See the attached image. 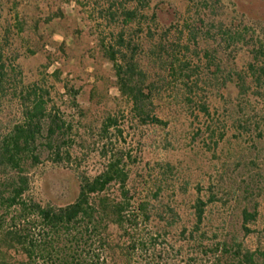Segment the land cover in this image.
I'll return each instance as SVG.
<instances>
[{
    "label": "trees",
    "instance_id": "16d2710c",
    "mask_svg": "<svg viewBox=\"0 0 264 264\" xmlns=\"http://www.w3.org/2000/svg\"><path fill=\"white\" fill-rule=\"evenodd\" d=\"M151 1L22 0L14 5L17 24L0 29V129H14L0 140V264H264V250L252 251L236 236L209 226L214 214L207 208L215 197L198 196L188 217L161 199V187L152 197L139 198L129 186L131 157L123 152H113L97 175L75 178L67 202H46L34 193L30 173L44 154L55 163L72 158L73 129L123 136L122 129L169 127L175 113L191 125L204 119L208 130L230 129V117L221 123L228 101L234 94L247 97L251 88L241 72L226 69L217 57L223 45L239 51L248 30L234 20L207 23L177 12L162 26L160 8L151 9ZM187 2L204 9L218 3ZM75 3L79 25L87 24L95 40L88 93L76 88L71 73L62 79L73 37L61 34L58 43L57 31L48 33L67 20L66 9ZM171 32H179L175 41L169 40ZM252 47L259 61L264 44ZM201 53L203 63L196 64ZM38 55L45 63L29 83L20 61ZM97 65H106L108 74H99ZM249 72L251 84L261 89L264 67L251 64ZM246 123L239 117L234 125L247 129ZM209 137L217 138L216 131ZM104 149L105 157L113 151ZM242 218V230L250 235L257 211L245 209Z\"/></svg>",
    "mask_w": 264,
    "mask_h": 264
},
{
    "label": "rangeland",
    "instance_id": "374dc122",
    "mask_svg": "<svg viewBox=\"0 0 264 264\" xmlns=\"http://www.w3.org/2000/svg\"><path fill=\"white\" fill-rule=\"evenodd\" d=\"M19 1L22 0H0V29H4L3 24H17L14 5ZM207 3L209 6L217 3L216 9H204V4H190L187 0H152L151 9L159 6L162 26H169L177 12L182 19L201 16L207 23H231L234 20L237 26L248 30L243 45L238 46L239 51L235 45L229 48L223 45L221 59L217 57L226 69L241 72L251 88L247 97L234 94L228 101L229 114L220 119L222 123L230 117V129L208 130L202 118L191 125V120H180L179 113L171 116L169 127L122 129L123 136H118L114 130L102 137L101 129H73V133L69 134L74 141L72 158L55 163L44 154L43 163L30 173L34 193L40 199L46 202L69 201L75 178L97 175L113 152H123L131 157L126 159L129 186L139 198L152 197L161 187V199L165 203L173 202L172 207L188 217L198 196L205 201L213 196L215 203L207 208L214 214V221L209 226L236 236L252 251L264 250V76L262 88L256 89L255 84H251L249 72L251 64L264 67V57L255 61L252 53L255 42L262 41L264 44V0H207ZM66 12L69 14L67 20L48 30V33L57 31L53 40L58 43L64 40L61 34L73 37L67 41L70 47L67 52L72 59L63 65L62 79L71 73L76 88H83L88 93L94 81L95 65L91 53L95 51V40L89 36L87 24L79 25L81 12L76 3L70 5ZM33 16L29 13V17ZM77 29L82 33H77ZM178 33L171 32L169 40L175 41ZM219 41L218 37L214 38V48H218ZM200 55L201 58L195 59L196 64L204 58L202 53ZM60 58L65 61L63 56ZM44 63L43 55L20 61L29 83L38 79V69ZM58 65L51 67L48 73H53ZM97 67L99 74H108L106 65ZM59 87L62 85L59 84ZM87 97L84 96V100ZM239 117L247 121V129L235 128L234 122ZM13 130L0 129V140ZM212 130L217 133V138L213 140L209 137ZM105 147L113 150L107 157L103 154ZM154 203L160 205L159 201ZM245 209L250 213L257 211L256 221L249 224L253 231L250 235H245L242 230Z\"/></svg>",
    "mask_w": 264,
    "mask_h": 264
}]
</instances>
